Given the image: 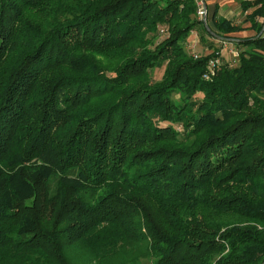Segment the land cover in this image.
<instances>
[{"label":"trees","instance_id":"obj_1","mask_svg":"<svg viewBox=\"0 0 264 264\" xmlns=\"http://www.w3.org/2000/svg\"><path fill=\"white\" fill-rule=\"evenodd\" d=\"M241 5L253 36L195 0H0V264L263 263L264 0ZM207 27L239 48L208 80Z\"/></svg>","mask_w":264,"mask_h":264},{"label":"crops","instance_id":"obj_2","mask_svg":"<svg viewBox=\"0 0 264 264\" xmlns=\"http://www.w3.org/2000/svg\"><path fill=\"white\" fill-rule=\"evenodd\" d=\"M207 7V22L210 27H214V22L217 18H225L232 21L235 25L240 27L238 32H235L236 37H250L256 33V27L251 26V21L247 19V15L251 13L254 7L252 6L247 9H244L241 5L242 0H204ZM255 20L257 23H261L262 17L256 16ZM197 36L193 33L190 34L192 38H199L200 31L194 30ZM208 44L206 46L205 54L210 53L214 48H217L220 57L224 62H231L233 60L231 55L232 49H239L237 45L229 41H217L213 40L210 36H207ZM215 46V47H214Z\"/></svg>","mask_w":264,"mask_h":264},{"label":"rangeland","instance_id":"obj_3","mask_svg":"<svg viewBox=\"0 0 264 264\" xmlns=\"http://www.w3.org/2000/svg\"><path fill=\"white\" fill-rule=\"evenodd\" d=\"M195 3H196V8H197V0H195ZM206 23H207V18H206ZM194 31V30H192ZM190 32L193 33V32ZM188 36L187 38V41H186V44H185V49L194 57V54L198 56H201L202 54L205 53V50L203 49H206V46L208 45V41H207V36L206 34H203V38H201L199 36V38H192V36ZM196 36V32L194 31V33ZM167 35V31L165 30V28H159V34L157 36V39L155 40V42H158L160 41L161 39H163L165 36ZM197 57H194V58H197ZM104 58V57H103ZM105 59V58H104ZM163 69H164V65H162L161 67H158V68H154V69H151L150 70V75H151V79L153 81H157L161 78L162 76V72H163ZM205 79V78H204ZM208 80V79H206ZM197 98H199V96H196ZM161 125H166L167 122H161L160 123ZM178 127V126H177Z\"/></svg>","mask_w":264,"mask_h":264},{"label":"built area","instance_id":"obj_4","mask_svg":"<svg viewBox=\"0 0 264 264\" xmlns=\"http://www.w3.org/2000/svg\"><path fill=\"white\" fill-rule=\"evenodd\" d=\"M204 16H205V9L203 6V2L201 0H197L196 17H197V19L203 21ZM192 32H194V31H192ZM238 53H239V51L237 49L231 50V55L233 58V60L231 62H233L234 59H236L238 57ZM194 57H197V55L194 54ZM220 63H221L220 56L210 58L208 60V63H207V71L203 74V78L210 79L211 76L214 75V73L217 70V68L219 67Z\"/></svg>","mask_w":264,"mask_h":264},{"label":"water","instance_id":"obj_5","mask_svg":"<svg viewBox=\"0 0 264 264\" xmlns=\"http://www.w3.org/2000/svg\"><path fill=\"white\" fill-rule=\"evenodd\" d=\"M201 1L203 2V6H204V9H205V16H204V19H203V23L206 24V18H207V7H206V4H205V1H204V0H201ZM207 29H208V31L211 32V30H210L209 27H207ZM263 30H264V17H263V25H262V29H261L260 33H261ZM211 34H212L214 37H216L217 39L222 40V41H229V42H233V41H234L233 38H226V37L220 36V35H218V34H216V33H214V32H211ZM262 264H264V261H263Z\"/></svg>","mask_w":264,"mask_h":264}]
</instances>
